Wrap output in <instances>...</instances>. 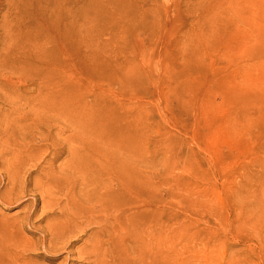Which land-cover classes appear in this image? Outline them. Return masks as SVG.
<instances>
[{"label": "rangeland", "instance_id": "obj_1", "mask_svg": "<svg viewBox=\"0 0 264 264\" xmlns=\"http://www.w3.org/2000/svg\"><path fill=\"white\" fill-rule=\"evenodd\" d=\"M46 36L56 96L164 195L167 263L264 264V0H0V55Z\"/></svg>", "mask_w": 264, "mask_h": 264}, {"label": "bare ground", "instance_id": "obj_2", "mask_svg": "<svg viewBox=\"0 0 264 264\" xmlns=\"http://www.w3.org/2000/svg\"><path fill=\"white\" fill-rule=\"evenodd\" d=\"M52 43L0 55V264H168L164 195L155 210L145 174L105 162L99 122L56 96Z\"/></svg>", "mask_w": 264, "mask_h": 264}]
</instances>
